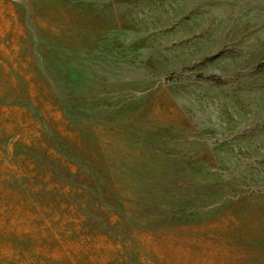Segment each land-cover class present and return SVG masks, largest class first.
Returning <instances> with one entry per match:
<instances>
[{
  "label": "rangeland",
  "instance_id": "1",
  "mask_svg": "<svg viewBox=\"0 0 264 264\" xmlns=\"http://www.w3.org/2000/svg\"><path fill=\"white\" fill-rule=\"evenodd\" d=\"M261 60L264 0H0V264H264Z\"/></svg>",
  "mask_w": 264,
  "mask_h": 264
},
{
  "label": "crops",
  "instance_id": "2",
  "mask_svg": "<svg viewBox=\"0 0 264 264\" xmlns=\"http://www.w3.org/2000/svg\"><path fill=\"white\" fill-rule=\"evenodd\" d=\"M13 182L0 180V218H5L7 199L13 197Z\"/></svg>",
  "mask_w": 264,
  "mask_h": 264
},
{
  "label": "trees",
  "instance_id": "3",
  "mask_svg": "<svg viewBox=\"0 0 264 264\" xmlns=\"http://www.w3.org/2000/svg\"><path fill=\"white\" fill-rule=\"evenodd\" d=\"M254 69L255 70H264V61L263 60L259 61L255 65ZM196 78L204 79L206 81H211V82H214V83H221V79L216 78L214 76L203 77L202 75H197Z\"/></svg>",
  "mask_w": 264,
  "mask_h": 264
}]
</instances>
